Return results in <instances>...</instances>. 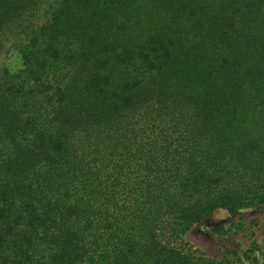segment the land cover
<instances>
[{"label": "trees", "instance_id": "16d2710c", "mask_svg": "<svg viewBox=\"0 0 264 264\" xmlns=\"http://www.w3.org/2000/svg\"><path fill=\"white\" fill-rule=\"evenodd\" d=\"M258 205L264 0H0V264H264L183 239Z\"/></svg>", "mask_w": 264, "mask_h": 264}, {"label": "rangeland", "instance_id": "374dc122", "mask_svg": "<svg viewBox=\"0 0 264 264\" xmlns=\"http://www.w3.org/2000/svg\"><path fill=\"white\" fill-rule=\"evenodd\" d=\"M3 62L10 69L22 67L17 50L11 49L4 55ZM222 226V229L218 227ZM218 229L217 231H214ZM183 239L195 250L208 256H233L243 254L254 243L264 245V205L229 211L217 209L202 222L188 230Z\"/></svg>", "mask_w": 264, "mask_h": 264}]
</instances>
